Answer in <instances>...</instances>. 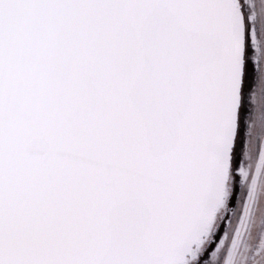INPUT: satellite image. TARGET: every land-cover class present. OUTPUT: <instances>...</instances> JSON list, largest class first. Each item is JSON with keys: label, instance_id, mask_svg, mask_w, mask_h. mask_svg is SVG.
Masks as SVG:
<instances>
[{"label": "snow or ice", "instance_id": "6c2138e0", "mask_svg": "<svg viewBox=\"0 0 264 264\" xmlns=\"http://www.w3.org/2000/svg\"><path fill=\"white\" fill-rule=\"evenodd\" d=\"M0 264H264V0H0Z\"/></svg>", "mask_w": 264, "mask_h": 264}]
</instances>
